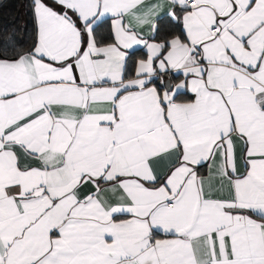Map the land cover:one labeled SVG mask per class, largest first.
Listing matches in <instances>:
<instances>
[{
  "label": "snow or ice",
  "instance_id": "6c2138e0",
  "mask_svg": "<svg viewBox=\"0 0 264 264\" xmlns=\"http://www.w3.org/2000/svg\"><path fill=\"white\" fill-rule=\"evenodd\" d=\"M0 39V264H264V0H30Z\"/></svg>",
  "mask_w": 264,
  "mask_h": 264
},
{
  "label": "trees",
  "instance_id": "16d2710c",
  "mask_svg": "<svg viewBox=\"0 0 264 264\" xmlns=\"http://www.w3.org/2000/svg\"><path fill=\"white\" fill-rule=\"evenodd\" d=\"M30 0H0V39L14 35L16 40L30 43L33 22Z\"/></svg>",
  "mask_w": 264,
  "mask_h": 264
}]
</instances>
